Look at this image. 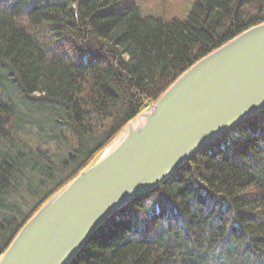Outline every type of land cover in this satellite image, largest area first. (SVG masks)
Instances as JSON below:
<instances>
[{
    "label": "trees",
    "instance_id": "trees-1",
    "mask_svg": "<svg viewBox=\"0 0 264 264\" xmlns=\"http://www.w3.org/2000/svg\"><path fill=\"white\" fill-rule=\"evenodd\" d=\"M264 0H0V256ZM71 264H264V110L105 222Z\"/></svg>",
    "mask_w": 264,
    "mask_h": 264
},
{
    "label": "water",
    "instance_id": "water-1",
    "mask_svg": "<svg viewBox=\"0 0 264 264\" xmlns=\"http://www.w3.org/2000/svg\"><path fill=\"white\" fill-rule=\"evenodd\" d=\"M264 110V23L198 60L46 201L0 264H70L92 235Z\"/></svg>",
    "mask_w": 264,
    "mask_h": 264
},
{
    "label": "bare ground",
    "instance_id": "bare-ground-1",
    "mask_svg": "<svg viewBox=\"0 0 264 264\" xmlns=\"http://www.w3.org/2000/svg\"><path fill=\"white\" fill-rule=\"evenodd\" d=\"M263 23H264V22H263ZM120 132H121V131H120ZM86 167H87V166H86ZM86 167H85V168H86ZM71 181H72V180H71ZM71 181H70V182H71ZM57 192H58V191H57ZM57 192H56V193H57ZM56 193H55V194H56ZM53 195H54V194H53ZM53 195H52V196H53ZM52 196H51V197H52ZM51 197H50V198H51ZM50 198H49V199H50ZM46 201H47V200H46ZM46 201H45L44 203H42V205H44V204L46 203ZM42 205H41V206H42ZM117 213H118V212H117ZM117 213H115V214H117ZM113 216H114V215H113ZM113 216H112V217H113ZM25 224H26V223H25ZM25 224L23 225V227L25 226ZM21 229H22V228H21ZM14 238H15V237H14ZM73 260H74V259H73ZM73 260H72V261H73ZM72 261H71V263H72ZM71 263H70V264H71Z\"/></svg>",
    "mask_w": 264,
    "mask_h": 264
}]
</instances>
